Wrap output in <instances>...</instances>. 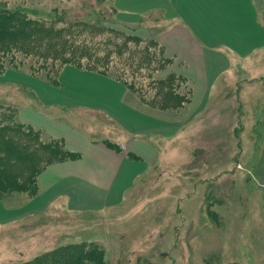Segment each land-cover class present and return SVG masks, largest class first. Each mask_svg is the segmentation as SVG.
I'll return each mask as SVG.
<instances>
[{"label": "rangeland", "instance_id": "374dc122", "mask_svg": "<svg viewBox=\"0 0 264 264\" xmlns=\"http://www.w3.org/2000/svg\"><path fill=\"white\" fill-rule=\"evenodd\" d=\"M255 2L264 23V0ZM0 6L24 15L0 36V178L10 187L0 193L5 207L26 203L40 170L67 157L61 140L24 125L21 114L42 111V104L10 79L47 82L64 66L104 65L132 87L133 102L145 105L137 110L179 125L174 139L160 141L158 163L119 205L69 212L59 203L0 224V264H264V50L233 65L209 104L194 113L190 83L178 81L183 75L172 62L160 63L155 37L166 27L160 10L128 24L117 19L115 0H0ZM171 73L167 83H155ZM178 92L188 101L159 109ZM49 115L113 146L124 138L93 110L59 108Z\"/></svg>", "mask_w": 264, "mask_h": 264}, {"label": "crops", "instance_id": "0c3cea01", "mask_svg": "<svg viewBox=\"0 0 264 264\" xmlns=\"http://www.w3.org/2000/svg\"><path fill=\"white\" fill-rule=\"evenodd\" d=\"M115 3L117 19L128 24L160 10L166 27L155 40L171 60L173 71L192 84L194 113L209 104L213 88L233 65L249 63L264 50V23L255 0ZM10 80L30 89L42 104V111L21 114L24 125L61 140L65 150L79 156L44 167L36 178L35 195L22 206L7 208L0 201V224L43 213L59 203L69 212H100L119 205L136 180L160 160V141H170L179 133L177 122L126 104L125 86L100 73L68 65L60 70L57 85L27 75ZM59 108H85L103 114L124 138L108 146L106 139L95 140L49 115Z\"/></svg>", "mask_w": 264, "mask_h": 264}, {"label": "trees", "instance_id": "16d2710c", "mask_svg": "<svg viewBox=\"0 0 264 264\" xmlns=\"http://www.w3.org/2000/svg\"><path fill=\"white\" fill-rule=\"evenodd\" d=\"M10 10L9 9H7V8H5L4 6H0V36H5V35H3V33H5V32H9L11 29H10V26H12V25H18V24H20V18L21 17H23L24 15H21L20 13H18V12H9ZM95 26H97V25H93L92 27H95ZM8 34V33H7ZM6 34V35H7ZM137 40V39H136ZM156 44H157V46L159 47V49L162 51V55H163V57L164 58H162V59H160V63L163 65V64H171V60L170 59H168L167 57H165V55H164V52H163V49L158 45V43L156 42ZM106 58V56L104 57V58H102V59H96V61L95 62H93L94 64H98L99 63V61H101V60H103V59H105ZM70 66V65H69ZM65 67V66H64ZM73 67H76V66H73ZM76 68H79V67H76ZM79 69H83V68H79ZM83 70H87V69H83ZM93 72H96V73H100V74H102V75H105V76H107V77H109V78H111V79H113V80H116V81H118V82H120L121 84H125V83H123L122 82V79H120L118 76H114V77H112V75H111V73H109L106 69H105V66L104 65H102V67L101 68H99L98 70L97 69H94V68H92L91 69ZM91 70H89V71H91ZM60 72V71H59ZM103 73H107V74H103ZM172 75H174V74H170L167 78H164V79H162V80H158V81H155V83L157 84H165V83H167V79L169 78V77H173L174 78V76H172ZM116 77V78H115ZM176 77H177V79H178V81H181V80H184V81H186V79L183 77V76H181V75H179V74H177L176 75ZM119 78V79H118ZM121 80V81H120ZM47 82L49 83V84H52V85H57L58 84V81H57V78L56 79H53L52 81H50V80H47ZM187 83H188V81H187ZM126 85H127V88H126V91H125V94H124V97H123V101L125 102V103H132L131 105H132V107H135V108H142L143 106H145L144 104H143V102L142 101H139L140 102V104L139 103H137V102H133V89H132V87L131 86H129L127 83H126ZM191 86H190V89H192V84H190ZM125 86V85H124ZM189 89V90H190ZM191 91V90H190ZM132 95V96H131ZM189 97H191V93H190V95H189ZM144 101V100H143ZM188 101V97L187 96H181L180 94H179V92L178 93H173V94H171V97H166V102L167 103H165V105H162V106H159V107H157V108H159L160 110H165V111H170V110H174V109H177V108H180L185 102H187ZM145 102V101H144ZM143 105V106H142ZM145 108V107H144ZM148 107H146V109H147ZM150 109V108H149ZM104 143L106 144V145H108V146H113L111 143H109L108 141H104ZM111 144V145H110ZM63 153H65V155L67 156V157H65V158H63V159H60V160H58V161H63V160H69V159H76V158H78V154H76V153H72V152H68V151H66L65 149H63ZM57 162V161H56ZM54 163V162H53ZM50 164H52V163H50ZM42 170V169H41ZM40 170V171H41ZM39 174V173H38ZM35 188H34V191H33V195L32 196H34L35 195V193H36V179H35V186H34ZM6 191H10V187H9V185L7 184V181H5V180H3V179H1L0 178V193H5Z\"/></svg>", "mask_w": 264, "mask_h": 264}]
</instances>
